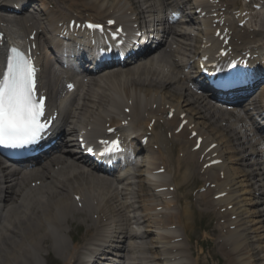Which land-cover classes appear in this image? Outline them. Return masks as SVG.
Wrapping results in <instances>:
<instances>
[{
    "label": "bare ground",
    "instance_id": "bare-ground-1",
    "mask_svg": "<svg viewBox=\"0 0 264 264\" xmlns=\"http://www.w3.org/2000/svg\"><path fill=\"white\" fill-rule=\"evenodd\" d=\"M190 1L196 3L195 7H190L193 14L199 6L206 8L204 9L205 19L201 22L202 27L201 25L198 29L194 27L197 30L196 34L183 29L176 31L171 27H169L171 30L167 32L161 31V27L156 28L157 24L164 21L162 13L166 5L167 7L171 4L172 6L182 5ZM28 2L29 0H0V10L11 13L17 5L22 10L28 6L26 5ZM241 4L242 0H221L220 5L214 7L210 0H186L185 2L184 0H168L161 7L159 0H62V3L57 5V9L48 8L44 4H39V9L37 4L31 7L38 9L35 12L38 15L32 16L24 26L28 36L35 31L37 48L31 51V56L36 67L38 68V64L42 67L41 72L44 77H48L45 81H41L42 88L47 89L48 104H53L57 99L68 95L63 93L70 84L60 83L61 80L72 77L66 71L54 73L51 66L52 57L45 53V51L49 53L46 44L50 43L45 33L57 28L59 23L71 33L75 30L78 35L82 34L76 30L75 25L71 27L70 20L75 19L77 22L79 19H84L86 15L84 12L94 11L96 13L94 17L98 19L94 20L95 22L102 20L106 22L107 19L112 18L118 25L131 29L132 47L139 48L141 45L139 39L145 35L148 39L150 38V44H156V48L150 52H147V48L139 49L133 54L142 61L140 65L133 68H124L127 64H123L118 70H106L103 75L96 76L95 72L100 68L96 65L100 64L99 66L102 67L105 63L96 64L92 61V71L88 72L89 75L92 74L90 81H80L77 89L72 93L70 105L65 114L66 128L70 129L68 132H71V129H76L77 132L89 129L99 134V131H94L93 126L100 121V115L103 116L107 112L113 116L110 126H116L120 130L123 129L120 125L123 118H130V120L133 118V122L136 123L132 125V130H129L130 128L124 130L134 134V137L130 136L131 133L126 136L130 138L131 143L138 141L146 131H150L148 124L151 118L156 117L158 121L163 118L165 125L169 129L173 127L172 130L182 120L185 121V125L180 133H173L171 140H167L159 130L151 132L155 137L151 147L158 144V155L154 159L147 156L148 159L145 160L139 154L137 169L131 168L122 172L112 179L114 183L99 180L97 176L94 178L90 172L84 170L83 166H78L74 161L69 160L70 156L66 160H61L60 156L55 157L44 165V168H48L44 173L50 178L39 177L36 171L35 178L31 182L41 181V185L31 188L29 183L30 187L27 190L20 188L28 177L20 178L19 174H11V171L1 172L0 174L3 175L0 178V190L5 184V189L9 190L6 196L7 201L12 200L13 196L17 197L16 200L18 198L23 200L6 216H3V210L0 214V264L34 263L36 255L44 247L49 248L50 245L55 244L64 231L63 224L69 221L85 225L91 230L90 239L96 242L93 262H98L102 256V259L106 258L110 261L104 264H179L180 255L186 252V248L181 247L177 250V247L181 245V241L177 238L182 236L179 234L180 230L187 236L186 231L190 222L193 221L192 204L188 201L182 202V197L177 191L158 193L157 196L153 192L157 187L168 185H173L177 189L186 179L191 180L187 184L188 187H195L196 178L202 179L203 183L209 181L212 185L209 189L212 192L211 196L216 197L212 200L200 197L198 204L204 202L205 204L202 205L206 211L210 209L208 204L213 203L215 207L214 211L219 217V237L223 239L219 248L227 247L236 258L235 264H248L252 257L255 258L252 264H264V208L259 209L257 205L260 201L254 200L258 188L262 189L261 194L264 198L263 141L252 129L253 122L250 121L245 110L232 114L214 107L205 96H197L189 89L187 76L185 77L189 71L184 73L183 70L189 65L190 60L194 58L199 60L205 55L214 56L219 46L220 49L225 47V36L220 39L215 34L216 30H220V33L224 30L223 14L230 23L226 36H229L231 31L232 38L229 37V39L238 55H241V51L244 50L243 46H249L250 40L246 41V39L251 34L256 39H264V14L253 19L256 26L253 33H246L247 28H244L245 32L242 28H237L241 19L233 22L232 13L238 15L236 10L238 8L235 6L240 5V13L245 10ZM13 5H15L14 8L11 7ZM224 6H226L225 10ZM229 7L233 9L230 10ZM229 14L230 16H227ZM154 32L157 34L153 35ZM5 34L8 41L17 40L11 32L5 31ZM163 36H166L164 42ZM91 38L97 39L95 35ZM80 41L81 39L78 40ZM102 45L103 43L99 47ZM94 46H98V41ZM66 47L69 48V46L62 47L61 52L65 51ZM88 55L89 53L86 54V62ZM80 57L84 58L85 62L83 50ZM72 59L77 62L76 58ZM106 66L105 64L103 67ZM83 68L86 72L85 63ZM255 71L258 70L247 71V77ZM37 73L41 74L40 71ZM261 74H263L262 71ZM192 83L207 91L206 82L196 84L192 81ZM261 87L264 98V84ZM79 88L81 90L77 92ZM207 93L218 102L228 103L229 101V99H220L217 93ZM240 95L233 94V99L237 96L240 98ZM122 99L132 100L131 105H122L124 103ZM252 100L253 105L257 107L258 98L254 96L250 101ZM240 101L235 104L228 103V105L231 107L235 105L234 109H236L247 100ZM154 104L157 109L152 108ZM120 106L130 108V113L120 112ZM247 110H250V105L247 106ZM168 112L173 113L170 121L162 116L163 113ZM183 113L185 116L181 119L180 114ZM105 121L101 122L102 126L105 125ZM191 125L193 127L188 130ZM89 126L90 128H87ZM61 129H64V123ZM191 130H195L198 136L203 138L202 148L199 151L191 149L195 144V139L189 138ZM173 143L177 146L178 152H182V155L178 153L175 158H172L173 151L169 150ZM211 143L214 144L212 149L201 155ZM164 144L169 149L163 156ZM80 160L86 161L85 158ZM172 160L175 162L174 165ZM217 160L221 164L215 165L214 162ZM160 162L164 166L158 165ZM203 164H206V168L202 171ZM145 166L146 170L141 169ZM159 168H165V172L170 173V184L153 183L161 179V175L153 174ZM214 169H217V172H213ZM47 179L50 181H45ZM119 186L121 187L118 189ZM62 192H65L67 196ZM222 193H224L223 196H221ZM151 195L160 198L162 202L153 204ZM168 195L173 198L164 200ZM78 197L84 198L88 203L93 202L90 208L87 207L88 204L84 205L85 212H91L93 219L74 217L75 210H71V205L73 199ZM229 204L232 208L227 209ZM157 205H162L165 210L155 212ZM169 208H173L174 211H170ZM78 212L83 215L81 211ZM38 213L40 215L35 217L34 215ZM232 215H234L233 219L230 218ZM132 224H135V227H132ZM173 225H175L174 228ZM231 225L232 228H230ZM110 250L113 251L111 255L114 254V256H103ZM59 253L64 257L62 264H75V249H69L64 245ZM131 253H134V257ZM148 253L152 256L147 255ZM249 253L251 255L247 258ZM227 260L229 261L227 264H233V261Z\"/></svg>",
    "mask_w": 264,
    "mask_h": 264
},
{
    "label": "snow or ice",
    "instance_id": "snow-or-ice-1",
    "mask_svg": "<svg viewBox=\"0 0 264 264\" xmlns=\"http://www.w3.org/2000/svg\"><path fill=\"white\" fill-rule=\"evenodd\" d=\"M88 27L101 28L93 24ZM44 111L45 98H37L34 62L18 48H10L7 69L0 76V144L19 148L34 143L48 127L47 121H41ZM100 143L105 153L121 150L119 139Z\"/></svg>",
    "mask_w": 264,
    "mask_h": 264
},
{
    "label": "rangeland",
    "instance_id": "rangeland-1",
    "mask_svg": "<svg viewBox=\"0 0 264 264\" xmlns=\"http://www.w3.org/2000/svg\"><path fill=\"white\" fill-rule=\"evenodd\" d=\"M210 219L211 218L206 215L202 216L196 213L187 232L191 239V243L199 245L195 250L198 251L197 257L199 256L200 258V264H225L223 258L225 255L219 251L217 243L215 242L216 234L212 236L208 232L211 228ZM80 229L82 228H79V230ZM204 229H206V232H204ZM250 254L251 253L248 254V257ZM192 259L194 260V258ZM251 262L252 261H250L249 264H252Z\"/></svg>",
    "mask_w": 264,
    "mask_h": 264
}]
</instances>
